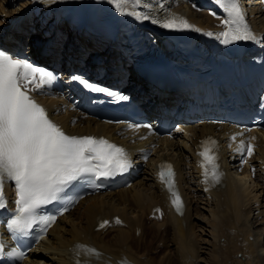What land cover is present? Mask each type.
<instances>
[{
	"label": "bare ground",
	"instance_id": "6f19581e",
	"mask_svg": "<svg viewBox=\"0 0 264 264\" xmlns=\"http://www.w3.org/2000/svg\"><path fill=\"white\" fill-rule=\"evenodd\" d=\"M183 2H188L187 10ZM197 2L121 0L118 6L115 0H0V40L10 44L28 40V44L38 46L50 41V52L59 51L63 42L65 59L69 55L80 58L88 50L85 62L89 68H102L111 71L109 74L120 69L128 73L130 68V78L133 65L125 62L121 48L143 56L171 54L165 43L180 27L165 28L163 24L173 19L187 21L212 46L220 43L224 38L221 33L228 31L227 13L215 0ZM245 3L241 8L247 14ZM248 3L255 35L264 40V3ZM204 4L206 7H198ZM109 23L119 31V43L92 38L95 27ZM132 79L140 84L138 76ZM140 89L143 87L135 92ZM147 90L144 88L147 97L169 93L156 90L149 95ZM164 98L162 105H170V98ZM41 102L65 132L106 135L126 145L140 167V175L127 188L82 199L58 218L23 264H71L81 247L88 248L83 264H151L149 256L142 258L131 250V242L143 241L144 222L157 232L166 228L174 235L173 242L169 239L172 243L168 258L173 257L175 264H264L263 232L259 228L253 232L251 228L257 221L264 222V130L246 131L237 125L202 122L183 125L181 131L174 130L171 136L156 140L146 129H128L88 117L68 91L58 97L42 98ZM209 134L219 139L220 163L225 171L219 183L201 176L199 143ZM242 144L243 150L238 151ZM249 144L252 155L247 154ZM148 151L151 155L144 159ZM162 160L171 161L177 170L184 202L182 215L172 212L168 195L156 181V166ZM7 190L11 193L10 188ZM195 203L198 210L192 207ZM156 207L163 209L161 220L150 217ZM75 209H80L76 217ZM113 216H119L125 225L112 226L107 231L95 229L100 219ZM189 220L194 221L193 225ZM195 222L200 223L198 233L193 228L197 226ZM107 234L111 240L104 241Z\"/></svg>",
	"mask_w": 264,
	"mask_h": 264
},
{
	"label": "snow or ice",
	"instance_id": "6c2138e0",
	"mask_svg": "<svg viewBox=\"0 0 264 264\" xmlns=\"http://www.w3.org/2000/svg\"><path fill=\"white\" fill-rule=\"evenodd\" d=\"M115 2L119 6L121 0ZM215 2L230 17L225 20L228 31L221 33L225 43L254 38L247 27H232L243 21L239 0ZM143 18L147 19L146 16ZM163 27L188 28L191 25L187 21L177 22L173 19L164 23ZM51 78V74L44 69L0 51V208L6 206L2 194L3 181H14L18 196L15 201L16 214L8 224L13 233H26L38 223L46 229L54 223L55 216H43L41 210L61 200L65 189L86 174L111 177L131 167L123 148L103 138L68 135L49 119L45 108L31 97L30 92L34 88L30 85L39 87ZM86 86L92 91H107L90 83ZM109 95L112 93L109 92ZM214 143L204 142L199 155L203 158L201 167L204 168L205 177L210 176L213 182L219 183L222 173L217 163L218 156L210 146ZM242 150L243 144L238 151ZM246 150L248 155H252L251 144ZM162 168H166L167 172L161 171V179L167 175L172 204L182 214V201L174 189L171 166ZM117 223L120 221L117 220ZM0 252H3V245H0ZM122 264H127V261Z\"/></svg>",
	"mask_w": 264,
	"mask_h": 264
},
{
	"label": "rangeland",
	"instance_id": "374dc122",
	"mask_svg": "<svg viewBox=\"0 0 264 264\" xmlns=\"http://www.w3.org/2000/svg\"><path fill=\"white\" fill-rule=\"evenodd\" d=\"M179 2V3H181V0H173V3L174 2ZM188 1H191V2H194V4H199L197 1L198 0H188ZM239 2H240V4H242V5H244V3L246 4L245 5V8H247V10L249 11V7H251V4L250 3H248V2H250V0H239ZM184 3V4H183ZM182 3V5H183V8H185L186 10H187V7H185L186 6V3H188V2H183ZM254 5V4H253ZM252 5V6H253ZM198 7H202V8H204V7H206V5L204 4V5H198ZM201 8V9H202ZM249 17H250V14H249ZM260 19V18H259ZM259 19H257V20H259ZM64 38V37H63ZM264 38V37H263ZM263 43H264V40H263ZM136 76V75H135ZM196 206V203H195V205H193L192 207L194 208V210H196L197 209V207H195ZM193 208H192V212L194 211L193 210ZM76 210V209H75ZM73 211V216L74 217H76L77 216V214L79 213V210H76V211ZM198 210V209H197ZM253 219H256L255 217L253 218ZM252 219V221H254ZM189 221H191L190 222V225H193V220H189ZM192 223V224H191ZM196 223V222H195ZM257 223H259V221H257L256 223H254V224H252V227L251 228H253V232L254 231H256V229H258L259 228V230H261V232H263L262 233V237H261V241H262V243L264 242V222H262V223H259V224H257ZM197 224V226H193V228H194V230H196V233H198V230H199V225H200V223L199 222H197L196 223ZM196 224H194V225H196ZM151 224H149V223H146V222H144V227L142 228V231L141 232H143V241L141 240L140 241V243H137V242H131V250L133 251V253H137V254H139L140 256L142 255V258H144L145 256H149V258H150V262H151V260H152V263L151 264H156V263H158V264H175V259H173V257L171 258V257H169L168 258V254L170 253V248H171V246H170V244L173 242L172 240H174V239H172V238H174V237H172V236H174L172 233H169V231H167V229L165 228L164 230H162V231H155L154 230V227H153V225L152 226H150ZM255 226V227H254ZM147 227V228H146ZM145 228V229H144ZM153 228V229H152ZM150 229V230H149ZM152 229V230H151ZM263 229V230H262ZM152 231V232H151ZM155 231V232H154ZM164 231V232H163ZM157 232V233H156ZM161 232V233H160ZM168 232V233H167ZM165 233H166V235H165ZM108 235V234H107ZM104 236V241H108V240H111V239H108V238H110V235H108V236ZM160 235V236H159ZM172 235V236H171ZM161 237H162V239H161ZM170 237V238H169ZM172 241H170V240ZM156 241H158V242H156ZM159 241L161 242V243H159ZM143 242V243H142ZM165 244H163V243ZM170 243V244H169ZM156 245H158V246H156ZM166 245H168V246H166ZM164 247V248H163ZM166 247H168V248H166ZM164 249V250H163ZM149 250V251H148ZM145 251V252H144ZM148 251V252H147ZM161 251V252H160ZM164 251V252H163ZM167 251H168V253H167ZM166 253V254H165ZM148 254V255H147ZM145 255V256H144ZM159 256V257H158ZM167 257V258H166ZM164 258V259H163ZM158 259V261H160L161 259L163 260H161V263L160 262H158V261H156ZM166 259H168V260H166ZM170 260V261H169Z\"/></svg>",
	"mask_w": 264,
	"mask_h": 264
}]
</instances>
